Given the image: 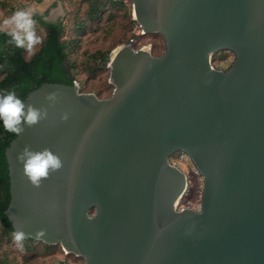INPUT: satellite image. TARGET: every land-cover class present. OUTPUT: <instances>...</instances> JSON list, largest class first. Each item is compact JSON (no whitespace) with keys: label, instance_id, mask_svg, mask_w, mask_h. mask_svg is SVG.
<instances>
[{"label":"water","instance_id":"water-1","mask_svg":"<svg viewBox=\"0 0 264 264\" xmlns=\"http://www.w3.org/2000/svg\"><path fill=\"white\" fill-rule=\"evenodd\" d=\"M130 1L165 50L114 49L108 97L49 82L25 97L47 116L6 149L14 231L83 264H264V0ZM223 50L227 68L213 63ZM26 146L64 166L33 185ZM176 153L203 178L198 209L180 206Z\"/></svg>","mask_w":264,"mask_h":264},{"label":"rangeland","instance_id":"rangeland-1","mask_svg":"<svg viewBox=\"0 0 264 264\" xmlns=\"http://www.w3.org/2000/svg\"><path fill=\"white\" fill-rule=\"evenodd\" d=\"M124 4H114L113 0L103 1L102 12L95 20L86 21L87 2L82 0H0V19L10 16L15 10L31 7L35 9V15H45L47 20H63L67 26L66 37L75 38L74 50L71 59L74 62V72L77 80H81L85 91L98 93L100 97H108L112 92V86L108 81V68L103 54H110L119 45L126 43L131 31L136 27L132 15V3L130 0H122ZM80 11V12H79ZM83 12L85 21L83 32L76 28L77 13ZM34 15V16H35ZM38 34L46 35V31L36 23ZM70 29V30H69ZM156 53L162 54L165 50V40L162 36H156ZM29 57V54H27ZM234 60V53L223 50L215 54L213 63L216 67L227 68ZM176 164V163H175ZM191 177L194 174V189L188 197H183L180 206L192 202L194 208L200 207L203 178L197 175L191 164L185 159L178 163ZM184 203V204H182ZM27 245V244H26ZM63 248L57 245H44L39 240L32 248L23 245V250L15 246L13 239L4 236L0 228V258L6 259L8 264H54L67 257ZM1 260V261H2ZM71 264H83L84 260L78 256H71ZM0 261V263H1Z\"/></svg>","mask_w":264,"mask_h":264},{"label":"trees","instance_id":"trees-1","mask_svg":"<svg viewBox=\"0 0 264 264\" xmlns=\"http://www.w3.org/2000/svg\"><path fill=\"white\" fill-rule=\"evenodd\" d=\"M82 1L87 2L86 21H90L95 20L99 16L100 12L103 11V1L107 0ZM113 1H117L113 2L114 4H124L122 0ZM79 12L76 17L77 23L72 28H76L81 33L84 30L85 21L82 15H80L83 12L80 14ZM34 19L37 21V24L45 29L46 35L43 44L29 57L25 49L15 47L14 44L8 42V36L0 33V92L15 89L16 94L23 100L31 91L40 87L45 82L73 85L74 80H77L76 73L74 72L75 65L70 57L74 50L75 38L71 36L65 38L67 26L64 21L47 20L45 19V15H35ZM150 36L154 38L153 50L156 53V36L162 35L152 33ZM102 56L107 61L109 55L103 54ZM79 81L81 82L80 79ZM81 90L85 91L83 85H81ZM16 135V133L4 131L2 124H0V228L3 235L8 236L10 240L12 239L14 227L5 213L11 199L10 170L6 149ZM179 155H182L184 160L186 159L193 167V170H195L186 154L179 153ZM194 182V177L189 176V188L184 197H188L192 189H194ZM38 241L32 238H25L23 245L25 248L31 249ZM41 244L48 245L42 241ZM61 263L62 261H58L54 264ZM0 264H8V262L6 259H3Z\"/></svg>","mask_w":264,"mask_h":264},{"label":"clouds","instance_id":"clouds-1","mask_svg":"<svg viewBox=\"0 0 264 264\" xmlns=\"http://www.w3.org/2000/svg\"><path fill=\"white\" fill-rule=\"evenodd\" d=\"M35 9L20 8L10 16L0 19V33L9 37V43L17 48H23L29 56L34 54L45 39L43 34H38L37 21L34 19ZM45 19H47L45 17ZM56 92L48 94L47 99L55 100ZM47 116L46 109L37 108L26 102L16 94L15 89L0 92V124L4 131L19 134L25 125L31 126ZM68 119V114L61 117ZM23 163V170L33 185L39 186L43 178H47L50 172L60 170L64 166L62 157L51 149L33 150L25 147L18 157ZM39 235H43L41 232ZM26 234L22 230L12 233L15 246L23 250V241Z\"/></svg>","mask_w":264,"mask_h":264},{"label":"built area","instance_id":"built-area-1","mask_svg":"<svg viewBox=\"0 0 264 264\" xmlns=\"http://www.w3.org/2000/svg\"><path fill=\"white\" fill-rule=\"evenodd\" d=\"M127 42L135 44L137 47L143 46V45H150L153 47L154 45V38L150 36V34L144 33L142 28L136 23V27L131 31L130 36L127 39ZM74 84L78 85L81 88V84L78 80H74ZM183 156L179 155V153H176L172 156V162L176 163L178 165L179 162L183 161ZM195 168V167H194ZM194 172L199 175L198 171L194 170ZM194 177L195 175L192 174ZM191 177V175H190ZM185 206H191L193 207L192 202H187Z\"/></svg>","mask_w":264,"mask_h":264},{"label":"flooded vegetation","instance_id":"flooded-vegetation-1","mask_svg":"<svg viewBox=\"0 0 264 264\" xmlns=\"http://www.w3.org/2000/svg\"><path fill=\"white\" fill-rule=\"evenodd\" d=\"M198 209V208H197ZM65 255H67V257L66 258H64L63 260H61L62 262H68L69 263V258L71 257V256H74V254H72V253H66ZM76 256V255H75ZM71 264V263H70Z\"/></svg>","mask_w":264,"mask_h":264}]
</instances>
